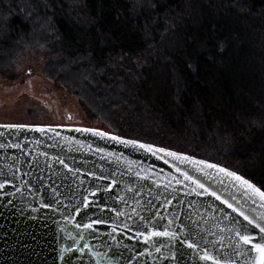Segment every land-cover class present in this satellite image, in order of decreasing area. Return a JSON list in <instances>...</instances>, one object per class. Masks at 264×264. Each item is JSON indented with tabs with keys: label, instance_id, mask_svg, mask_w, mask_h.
<instances>
[{
	"label": "trees",
	"instance_id": "obj_1",
	"mask_svg": "<svg viewBox=\"0 0 264 264\" xmlns=\"http://www.w3.org/2000/svg\"><path fill=\"white\" fill-rule=\"evenodd\" d=\"M32 53L92 128L264 191V0H0V77Z\"/></svg>",
	"mask_w": 264,
	"mask_h": 264
},
{
	"label": "water",
	"instance_id": "obj_2",
	"mask_svg": "<svg viewBox=\"0 0 264 264\" xmlns=\"http://www.w3.org/2000/svg\"><path fill=\"white\" fill-rule=\"evenodd\" d=\"M0 264H264V191L104 129L0 123Z\"/></svg>",
	"mask_w": 264,
	"mask_h": 264
},
{
	"label": "rangeland",
	"instance_id": "obj_3",
	"mask_svg": "<svg viewBox=\"0 0 264 264\" xmlns=\"http://www.w3.org/2000/svg\"><path fill=\"white\" fill-rule=\"evenodd\" d=\"M45 53L26 55L0 77V123L98 127L69 91L42 71Z\"/></svg>",
	"mask_w": 264,
	"mask_h": 264
}]
</instances>
